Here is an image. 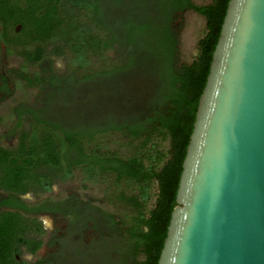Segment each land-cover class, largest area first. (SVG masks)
I'll return each mask as SVG.
<instances>
[{"label":"trees","instance_id":"obj_1","mask_svg":"<svg viewBox=\"0 0 264 264\" xmlns=\"http://www.w3.org/2000/svg\"><path fill=\"white\" fill-rule=\"evenodd\" d=\"M229 1L196 5L193 0H168L160 22L126 25L124 40L130 49L144 46L159 66L152 71L155 78L146 106L131 116L84 132L39 118L35 108L18 106L15 128L23 127L18 145L0 146V188L8 196L0 207L12 209L0 214V264L47 263L21 258L22 248L32 255L41 249L45 231L36 216L44 213L70 216L73 226L92 227L98 242L109 248L107 264L159 263ZM185 10L204 17L207 31L197 58L179 65L173 20ZM99 13L100 0H0V44L8 54L23 58L15 74L27 86H47L61 76H28L25 69L52 55L66 56L70 70L123 69V41L100 23ZM110 51L117 53L116 59L108 56ZM0 84L3 102L13 94L9 77L1 75ZM77 170L84 183L105 185L114 211L88 205V215H78L66 209L69 201L29 205L18 199L50 192L55 182L71 178Z\"/></svg>","mask_w":264,"mask_h":264},{"label":"water","instance_id":"obj_2","mask_svg":"<svg viewBox=\"0 0 264 264\" xmlns=\"http://www.w3.org/2000/svg\"><path fill=\"white\" fill-rule=\"evenodd\" d=\"M176 200L158 264H264V0L228 3Z\"/></svg>","mask_w":264,"mask_h":264},{"label":"rangeland","instance_id":"obj_3","mask_svg":"<svg viewBox=\"0 0 264 264\" xmlns=\"http://www.w3.org/2000/svg\"><path fill=\"white\" fill-rule=\"evenodd\" d=\"M168 0H100L99 21L106 29L114 32L117 40L123 41V69L102 68L94 70H73L68 68L66 56H50L42 63L28 66V76L54 73L61 78L47 86H27L15 74L20 71L23 58L8 54L0 44L1 75L9 77L12 95L0 104V133L6 135L1 144L15 148L23 127L16 129V109L20 105L35 108L36 116L66 128L83 129L91 132L101 125L111 124L124 115L131 116L146 106L149 90L155 78L152 71L159 68L154 58L145 53V47L133 46L124 40L126 25L133 22H160L164 5ZM212 0H193L196 5H207ZM173 30L178 39V64H190L199 55V41L206 34V20L193 10L177 12L173 20ZM108 56L117 58L115 51ZM130 64L128 65V63ZM101 62L96 64L98 67ZM18 78V79H17ZM2 98L3 94L0 95ZM24 123L23 126H27ZM83 175L75 171L71 178L57 181L50 192L28 193L23 196L27 204H37L43 200L66 204V209L78 215H88V205L114 211L105 195L103 183L83 182ZM75 201V202H73ZM85 213H80V212ZM42 221L45 233L41 236L43 247L35 254L24 248L21 258L28 262L46 259L50 264H107V251L98 242L99 235L92 227L73 226L72 218L66 215H45ZM33 236L38 237L35 233ZM99 243V244H98ZM107 248V249H106Z\"/></svg>","mask_w":264,"mask_h":264},{"label":"flooded vegetation","instance_id":"obj_4","mask_svg":"<svg viewBox=\"0 0 264 264\" xmlns=\"http://www.w3.org/2000/svg\"><path fill=\"white\" fill-rule=\"evenodd\" d=\"M1 85V84H0ZM1 94H4V93H2L1 91H0V95ZM1 97V96H0ZM0 104H1V102H0ZM7 137H6V135H4V134H2V133H0V146L1 147H4V148H7L6 146H3L2 144H1V140L2 139H6ZM26 195V194H25ZM25 195H21V196H18V199L20 200V201H23L24 202V200H23V196H25ZM6 197H8L7 196V194L4 192V191H2V189L0 188V204H1V201H2V199L3 198H6ZM12 211V209L11 208H8V207H5V206H1L0 207V214L2 213V212H4V211ZM45 215H51L50 213H44V214H41V215H39V216H36L37 218H39V217H41V216H45ZM56 215H59V214H56ZM53 216V215H52ZM36 235V234H35ZM42 247H43V245H42ZM30 254V253H29ZM42 260H44L45 262L47 261V263L46 264H50V262L48 261V260H46V259H42ZM39 260H37L36 262H33V263H37Z\"/></svg>","mask_w":264,"mask_h":264}]
</instances>
